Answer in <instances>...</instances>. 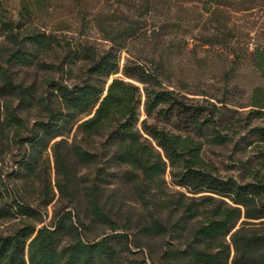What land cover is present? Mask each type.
<instances>
[{"label":"trees","instance_id":"1","mask_svg":"<svg viewBox=\"0 0 264 264\" xmlns=\"http://www.w3.org/2000/svg\"><path fill=\"white\" fill-rule=\"evenodd\" d=\"M209 1L228 8L242 0ZM154 6L155 0H140V39L149 31L141 18ZM31 14L25 0L16 17L0 0V221L13 222L8 232L0 231V264H171L116 261L128 249V228L112 219L102 198L111 179L131 182L139 195L141 235L183 245L168 246L165 255L189 264H227L231 247V264H264V166H242L245 173L238 178L222 176L204 165L201 142L193 136L205 129L220 142L228 139L217 128L220 114L214 118L187 103L185 87L162 85L156 66L127 59L120 68L112 47L70 44L65 35L27 22ZM134 22L118 34L132 37ZM230 49L232 65L249 56L264 79V42L243 55ZM118 72L122 76L110 78ZM124 77L142 83L143 101L139 87ZM262 90L255 87L250 97V113L257 117L264 114ZM141 104L146 117L175 119L183 132L145 118L141 132ZM248 131L264 142V126ZM77 165L96 168L78 177ZM168 166L171 184L189 194L168 187L163 176ZM74 188L85 196L84 212L73 199ZM56 191L66 202L54 211L52 225L42 224L43 208ZM83 219L104 223L111 232L86 240L79 230Z\"/></svg>","mask_w":264,"mask_h":264},{"label":"rangeland","instance_id":"2","mask_svg":"<svg viewBox=\"0 0 264 264\" xmlns=\"http://www.w3.org/2000/svg\"><path fill=\"white\" fill-rule=\"evenodd\" d=\"M3 1L5 8L16 17L22 0ZM25 1L33 12L26 15V21L38 29L63 34L65 40L74 45L88 44L99 51L112 47L119 55L120 68L127 59L134 64L142 62L146 67L156 66L163 76L162 85H181L185 87L187 103L204 107L208 116L216 118L220 114L217 128L222 134H228V139L220 142L205 129L193 135L201 142V156L207 168L214 169L222 176L238 178L245 173L242 166H264V142L259 140V135L248 131L255 125L264 126V114L257 117L250 113L252 90L258 86L264 89V79L253 66L251 57H241L235 65L230 62V47L243 55L247 49L251 50L264 42V0H242L240 4L228 8L217 6L209 0H155L154 10L141 18L149 29L145 39H140V0ZM229 1L226 0V3L229 4ZM129 20L135 21L136 32L132 37L124 38L118 34V30ZM161 25H165L162 30L150 33ZM111 38L117 43L112 42ZM2 41L0 33V43ZM224 41L226 45H223ZM118 43L124 47L119 49ZM113 76L122 74L118 72L110 78ZM124 79L139 87L143 101L142 83L126 77ZM261 110L264 111V108ZM144 118L147 123H156L158 127L172 132L182 133L184 130L175 119L166 121L146 117L141 104L137 124L141 132V120ZM7 159L8 156L5 157L4 169H9L5 166ZM10 163L7 162V165ZM76 168L78 177H81L92 174L96 167L77 165ZM38 169L41 171L42 167ZM123 169L119 168L118 171L122 172ZM163 176L171 190L189 194L185 189L171 184L169 166ZM51 177H55L53 162ZM109 182L113 184L104 187L102 198L108 201L112 219L128 228L125 231L128 249L120 245L124 251L115 258L116 261L133 263L145 258L148 262L189 264L185 259L164 253L168 246L183 248L181 242L169 237L148 239L140 234V197L131 182L117 183L113 179ZM81 186L82 181L79 188ZM71 193L78 209L84 212L82 189L74 188ZM58 196L56 191L54 200L43 208L46 215L42 224L52 225L54 211L65 204L66 199ZM83 221L85 225H81L79 230L86 240H97L111 232L104 223L88 219ZM12 226L13 222L0 221V231L3 233ZM114 245L118 246L116 243ZM230 251L227 264H231V247Z\"/></svg>","mask_w":264,"mask_h":264}]
</instances>
